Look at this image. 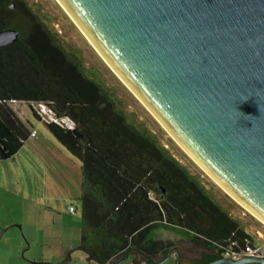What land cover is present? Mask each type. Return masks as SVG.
Returning <instances> with one entry per match:
<instances>
[{
    "label": "water",
    "instance_id": "95a60500",
    "mask_svg": "<svg viewBox=\"0 0 264 264\" xmlns=\"http://www.w3.org/2000/svg\"><path fill=\"white\" fill-rule=\"evenodd\" d=\"M61 1L163 127L264 222V0ZM18 35L0 31V46ZM171 258L181 264L171 250L145 263Z\"/></svg>",
    "mask_w": 264,
    "mask_h": 264
},
{
    "label": "trees",
    "instance_id": "16d2710c",
    "mask_svg": "<svg viewBox=\"0 0 264 264\" xmlns=\"http://www.w3.org/2000/svg\"><path fill=\"white\" fill-rule=\"evenodd\" d=\"M28 23V19L26 20ZM29 25V24H28ZM7 27H17L12 21ZM24 31L23 27H21ZM0 48V160L12 158L32 131L13 102L45 103L74 125L46 122L81 161L83 205L77 248L100 264L162 261L169 243L157 228H180L222 256L252 236L213 200L144 123L126 114L115 94L88 78L47 30ZM120 101V102H119ZM35 117L41 119L33 108Z\"/></svg>",
    "mask_w": 264,
    "mask_h": 264
},
{
    "label": "rangeland",
    "instance_id": "374dc122",
    "mask_svg": "<svg viewBox=\"0 0 264 264\" xmlns=\"http://www.w3.org/2000/svg\"><path fill=\"white\" fill-rule=\"evenodd\" d=\"M27 3L57 43L80 62L83 73L110 89L116 99L122 101L120 106L130 119L138 124L144 123L191 176L205 187L206 193L264 248V240L257 237L258 231L264 234V222L232 198L170 135L104 61L58 0H27ZM23 29V35L29 36L30 26L25 23ZM11 107L26 125L36 130L45 146L61 159L49 163L45 159H26L23 154L24 159L18 156V159L0 160V219L4 220L0 223V264H100L84 259L87 257L85 253L75 247L81 239L83 212L81 161L57 140L44 120L35 117L34 105L17 101ZM62 121L74 125L69 118ZM61 153H68L74 159H64ZM59 171L70 175L69 187L53 179L52 173ZM70 207L75 211L72 212ZM180 233L189 236L180 228L154 230L155 238L162 240L180 239L177 235ZM123 264L134 263L129 259Z\"/></svg>",
    "mask_w": 264,
    "mask_h": 264
},
{
    "label": "flooded vegetation",
    "instance_id": "af4514ba",
    "mask_svg": "<svg viewBox=\"0 0 264 264\" xmlns=\"http://www.w3.org/2000/svg\"><path fill=\"white\" fill-rule=\"evenodd\" d=\"M27 19V24H29L31 28V32L28 36L29 39L35 40L39 35L45 37V30H47V32L53 38H55L44 25V23L39 21L35 16V13L31 11L27 0H0V31L9 28L18 30L19 35L16 42L24 36V31L21 30V27H23V24L26 23ZM11 21L18 25V28L7 27ZM16 42L0 46V48L14 45ZM165 240L169 243L167 255L169 250H171V254L175 256L176 260H179V258L181 259V264H209L216 260H209L210 256L213 254V251L202 246L192 235L180 239L168 238Z\"/></svg>",
    "mask_w": 264,
    "mask_h": 264
},
{
    "label": "crops",
    "instance_id": "0c3cea01",
    "mask_svg": "<svg viewBox=\"0 0 264 264\" xmlns=\"http://www.w3.org/2000/svg\"><path fill=\"white\" fill-rule=\"evenodd\" d=\"M46 126H47V124H46ZM30 130L34 131V129H31V128H30ZM18 154H21V155H18ZM23 154H25V156H27L26 159H45L49 163H51L52 160L61 159L60 156L55 151L49 150L47 148V146H45L44 142L38 138L37 132H36L35 136L30 135V137L25 141V143L22 146V148L12 158L13 159H18V156H20V157L23 156L21 159H24L25 156ZM61 154H63V158L64 159H74L73 157H70V155H68V153H61ZM75 158L78 159L76 156H75ZM52 175H53V179L59 180V183L61 181L62 183H65L69 187V185H70V183L68 182V179H70V175L69 174H67V173L64 174L63 171H59V172H53ZM2 221H4V220H2V218H1L0 219V223H2ZM4 223H7V222L5 221ZM177 235H178V238H184L185 237L181 233L177 234ZM75 247H78V245L75 246ZM84 259L90 261L88 256L84 257ZM146 261H148V260H142L140 264H146L145 263ZM132 263H134V262H132ZM168 264H174L173 259H170L168 261Z\"/></svg>",
    "mask_w": 264,
    "mask_h": 264
},
{
    "label": "built area",
    "instance_id": "2783aa9c",
    "mask_svg": "<svg viewBox=\"0 0 264 264\" xmlns=\"http://www.w3.org/2000/svg\"><path fill=\"white\" fill-rule=\"evenodd\" d=\"M32 105L35 106L34 110L37 112V114L41 117L42 120L46 122L55 121L58 123H64L62 121L63 119L56 117L45 103H35ZM31 135L35 136L36 131H32ZM70 210L73 212L74 208L70 207ZM257 237L259 239L264 240V234L262 232L258 231ZM234 245L235 243H232L227 247L222 246V255L224 257H228L235 260L240 259L244 256L264 257V248L261 245H258L253 238H248L246 240V245L244 248L236 249Z\"/></svg>",
    "mask_w": 264,
    "mask_h": 264
},
{
    "label": "bare ground",
    "instance_id": "6f19581e",
    "mask_svg": "<svg viewBox=\"0 0 264 264\" xmlns=\"http://www.w3.org/2000/svg\"><path fill=\"white\" fill-rule=\"evenodd\" d=\"M58 2L62 5V7L65 9V11L69 14V16L72 18V20L76 23L77 27L80 29V31L83 33V35L86 37V39L90 42V44L97 50V52L100 54V56L104 59V61L109 65V67L115 72V74L123 81V83L125 84V86H127L132 92H134L131 87L128 85V83H126V81L119 75V73L114 69V67L109 63V61L106 59V57L101 53L100 49L95 45V43L92 41V39L90 38V36L84 31V29L81 27V25L76 21L75 17L72 15V13L68 10V8L64 5V3L61 0H58ZM135 94V92H134ZM136 96V95H135ZM140 101V100H139ZM144 104V103H143ZM145 105V104H144ZM146 106V105H145ZM147 107V106H146ZM147 109L150 111V113L158 120V118L154 115V113L149 109V107H147ZM158 122H160L158 120ZM161 123V122H160ZM162 124V123H161ZM163 126V125H162ZM165 128V127H164ZM166 129V128H165ZM171 136L172 133L166 129ZM174 137V136H173ZM175 138V137H174ZM177 141V140H176ZM186 151V149H185ZM187 153L193 158L195 159L188 151ZM196 161V160H195ZM198 163V161H196ZM198 165H200L228 194L231 195V193L225 188L223 187L218 181L217 179H215V177H213L208 171L207 169H205L200 163H198ZM233 198H235L233 195H231ZM236 199V198H235ZM236 201H238L236 199ZM240 203V201H238ZM241 205H243L242 203H240ZM250 213H252L254 216H256L250 209H248L245 205H243ZM257 217V216H256ZM259 218V217H257ZM261 220V219H260Z\"/></svg>",
    "mask_w": 264,
    "mask_h": 264
}]
</instances>
